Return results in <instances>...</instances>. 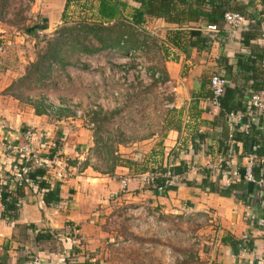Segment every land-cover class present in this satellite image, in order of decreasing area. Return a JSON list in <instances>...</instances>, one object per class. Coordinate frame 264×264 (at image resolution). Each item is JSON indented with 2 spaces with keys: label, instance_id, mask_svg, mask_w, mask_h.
<instances>
[{
  "label": "crops",
  "instance_id": "crops-1",
  "mask_svg": "<svg viewBox=\"0 0 264 264\" xmlns=\"http://www.w3.org/2000/svg\"><path fill=\"white\" fill-rule=\"evenodd\" d=\"M239 1L246 4L249 0ZM251 1L254 7L252 16L260 20V35L248 43L264 51L261 38L264 4L262 0ZM66 2L30 0L27 15L22 18L25 22L19 26L13 18L3 17L11 6V0H7L5 12H0L3 56L11 52L15 58L18 50L24 48L17 41L33 39L29 32L33 21L46 22L47 28L41 35H48L65 20H94L98 17V2L95 0L86 4L80 2L82 5ZM251 26L244 24L240 30L223 26L217 32L194 29L193 34L201 31L211 36L208 48L204 50L187 47L182 52L166 44L168 56L164 66L175 95L170 117L172 125L164 128L160 140L149 137L136 143L137 147H133L134 144L126 149L130 155H121L130 160L145 161L148 167L180 168L175 188L161 194L140 183L138 177L131 174L133 169L129 166L117 165L112 172L101 173L86 163L92 144L90 133L75 119L65 115L38 114L32 106L22 105L12 96L2 94L14 79L23 74L15 73L11 64L3 60L0 65V180L9 179L11 188L18 181V178L11 177L17 159L5 151L2 142L25 141L23 131L27 128L33 130L31 142L41 153L56 151L59 161L67 164L72 172L70 178L56 180L53 171L47 170L51 176L50 186L59 199L53 204L46 205L43 193L33 186H24L15 217L4 213L2 200L7 195L0 188V264L22 261L34 254L41 256L46 264H100L101 260L102 264H107L102 257L108 256L105 251L108 247L112 249L115 241H109L108 236L123 220L132 228L134 210L143 208L155 216V234L160 238L154 244L159 252L152 260L157 264L175 260L185 264H261L256 260L264 255V234L257 227L256 220L264 217V190L247 183L242 171L243 155L253 150L256 141L248 139L243 145L241 140L229 137L230 132L242 131L241 124L230 114L220 117L219 106L212 105L207 95L209 77L217 73L227 79L229 87L242 92L245 109L254 107L250 95L264 89L255 92L250 71L233 66L231 72L225 73L224 61L218 60L224 56L228 58V64H236L235 55L253 54L254 50L246 46L242 38V32ZM148 27L149 31L164 37L166 30L175 25L155 18L148 20ZM58 129L64 133L62 145L51 148ZM248 131L258 136L262 149L258 155L264 157V115H260ZM137 148L139 152H133ZM219 157L226 159V174L206 169L208 163ZM204 170L210 172L208 182L214 183L216 190L202 186ZM123 178L127 179L124 187ZM226 179L235 186L234 189L226 190ZM198 221L201 222L197 232L199 237L194 239L191 234L196 231L193 225ZM67 225L74 226L77 243H72L70 236L61 234ZM45 232L51 234L49 240H35L37 233ZM167 237L170 240L165 241Z\"/></svg>",
  "mask_w": 264,
  "mask_h": 264
},
{
  "label": "trees",
  "instance_id": "trees-1",
  "mask_svg": "<svg viewBox=\"0 0 264 264\" xmlns=\"http://www.w3.org/2000/svg\"><path fill=\"white\" fill-rule=\"evenodd\" d=\"M93 0H67L68 3L80 2L86 4ZM98 2L97 18L94 20L80 19L75 21L65 20L58 29L56 35L48 38L46 34L42 35L38 41L45 42V45L33 61L29 62L25 67L24 73L18 78L14 79L11 84L5 88L4 94L10 95L13 98L20 100L22 97V90L31 91L36 88H41L44 82L49 79L55 66H64L70 64L68 59L72 54H95L102 51H112L121 56L131 54L132 60L135 62V54L150 52L153 47L157 48L165 60L168 56L166 44L172 48L187 50V47H195L198 50L208 48V42L211 36L204 34L201 31L199 34H193L194 29H205L208 25H215L222 28L224 25L223 16L226 12L240 13L245 18L246 25L250 24L251 29L242 32L244 44L254 50L250 56L242 54L235 55L237 59L236 64H228V58L221 56L218 60L224 61L225 73L231 72L233 66L240 67V70L250 71L251 77L254 80V90L260 91L264 89V68L262 62L264 60V51L257 45H250L248 41L258 38L260 35V20L253 18V3L251 0L248 3H241L239 0H95ZM264 4V1L262 2ZM8 5L7 0H0V12ZM23 8L17 12L21 13ZM161 18L165 22L174 24L175 27L168 28L164 37H160L159 33L151 32L144 27V23L148 19ZM47 28L46 22L37 20L29 29L33 39L39 37L37 30H44ZM136 63V62H135ZM137 66V63L135 64ZM134 67V64L131 65ZM151 69L160 70L164 79L167 77L165 69H157L156 65L150 67ZM155 73H152V77ZM156 79H154V82ZM153 84V83H152ZM211 96V93L207 94ZM242 92L237 88L227 86L224 94L218 98L219 116L223 117L228 114L236 112L246 113L242 101ZM25 102L31 105L34 110L40 113H46V104H44L43 97L40 96L38 104L34 105L31 97H26ZM115 111H111L114 113ZM97 120L96 117H93ZM171 123V120H169ZM170 125V124H168ZM168 127V126H167ZM251 130V127H250ZM164 136V135H163ZM232 139L241 140L244 145L246 140L256 141L254 143L253 152L259 154L262 152L260 148V140L258 136L252 131L248 132H234ZM33 139V135L29 140ZM64 139V133L61 129L56 131L55 137L52 140L54 148L61 146ZM260 139V138H259ZM108 156H111L112 165L111 170L117 165L129 166L138 173L152 172L155 168L163 173L169 172L179 174L180 168L172 167L166 169L163 167H148L147 163L138 162L136 160L120 158L115 153L112 145H104ZM95 148H101L96 147ZM25 157L18 156L17 166L12 171L11 177L17 179L21 176V167L24 165L23 159ZM48 166L37 167L27 172L22 179L15 181L14 187L11 188L10 181L0 180V188L6 193V197L2 200L4 213L15 217L18 214L19 200L24 195V186H33L37 191L43 193V200L46 205L58 202V194L50 186V178L47 174ZM222 172H225L223 169ZM254 175L259 176V168H254ZM205 177L202 180L203 187H210V190H216L214 183L208 182L210 172L204 170ZM226 174V172L224 173ZM164 178L149 179L145 185L156 192L155 185H160ZM189 184V183H188ZM172 188H175L172 187ZM233 184H229L226 190L234 189ZM263 201V200H262ZM264 204V203H263ZM51 234L48 232L37 233L35 240H49ZM256 262L264 264V258H259Z\"/></svg>",
  "mask_w": 264,
  "mask_h": 264
},
{
  "label": "rangeland",
  "instance_id": "rangeland-1",
  "mask_svg": "<svg viewBox=\"0 0 264 264\" xmlns=\"http://www.w3.org/2000/svg\"><path fill=\"white\" fill-rule=\"evenodd\" d=\"M28 5L30 4H26L23 0H11L8 14L5 13L3 17L13 18L16 24L22 26L25 22L22 18L27 15ZM20 8L23 10L17 14ZM5 10L6 8L4 12ZM148 20L144 23L145 28L146 26L149 28ZM57 29L58 27L48 35L46 34L47 37L52 38L56 35ZM38 35L36 40L17 41V44L23 45L24 48H20L18 50L20 52L15 53V58L11 52L10 55L4 54L5 57L3 56L5 52L0 53V65L4 60L11 64L15 73H24L28 63L35 59L36 54L45 45L42 35L39 33ZM40 38H43L42 41H38ZM0 43L3 42L0 41ZM156 47H159V44ZM156 47L146 54L137 52L135 54L137 66L132 56H121L112 51H102L91 55L72 54L68 58L71 63L63 67L55 66L49 79L41 88L31 91L22 90L23 98L19 101L25 105L27 103L24 99L31 97L33 104L36 105L39 103V97L42 96L46 104L45 110L50 111V107L54 105L58 107L56 111H53L55 113L46 112L47 115H65L75 119L90 133L92 144L86 163L101 173H110L112 159L108 156L104 145H112L116 150L115 153L120 158H124L121 155H130L126 149L129 150L134 144L133 147H137L136 143L149 137L160 140L164 135V128L172 125L169 123L174 110L172 102L175 95L172 84L168 76L164 79L165 76H162L160 70L150 68L156 65L157 69H165L164 59ZM11 48L8 49L11 51ZM8 49L6 48V51H9ZM132 64L134 67H131ZM152 73H155L153 77ZM154 79H156L155 82ZM3 91L2 94H4ZM111 111L115 112L111 113ZM95 146L101 148H95ZM133 152H139V148ZM131 174L138 177L141 173L134 169ZM133 213L132 228H129V224L123 220L119 225L117 224L118 226L116 225L117 230L114 229L113 234L108 236L109 241H115L112 249L108 247L105 251L108 256L102 257L107 264H157L152 260L159 252L154 244L160 238L155 234L157 232L155 216L149 214L146 208L134 210ZM120 218L123 219V216ZM200 226L199 221L193 225L195 228L193 230L196 231L192 232L191 236L194 239L199 237L197 232ZM164 240L170 239L167 237ZM144 249H147V252ZM162 252L170 254L165 250ZM129 259H132L131 262L128 261ZM102 263L101 260L100 264ZM165 264L185 263L175 260Z\"/></svg>",
  "mask_w": 264,
  "mask_h": 264
},
{
  "label": "built area",
  "instance_id": "built-area-1",
  "mask_svg": "<svg viewBox=\"0 0 264 264\" xmlns=\"http://www.w3.org/2000/svg\"><path fill=\"white\" fill-rule=\"evenodd\" d=\"M26 4H30V0H23ZM224 24L228 28L232 30H240L244 23L245 18L242 14L236 12H226L223 16ZM208 31L217 32L219 30L215 25H208L206 27ZM39 34H42V30H37ZM261 38L264 40V31L262 32ZM3 51V43H0V53ZM128 54L127 56H130ZM262 67L264 68V60L262 62ZM228 86L227 79L220 74H212L209 77V88H210V102L214 106L218 105V98L224 94L226 87ZM249 100L251 104L254 106L247 107L246 113L236 112L230 114L234 116L236 120L241 124V130L244 132H248L251 125L255 124L260 115H264V90L259 93H253L250 95ZM58 107L55 105L50 107V111L47 110L48 113L56 111ZM258 116V117H257ZM33 135V130L27 128L23 131V137L25 141L16 142L14 140H6L2 142V145L5 151L14 157L22 156L25 157L23 159L24 165L21 169V176L18 179H22L24 175L27 174L32 169L37 167L48 166V170H52L53 178L56 180H65L70 178L72 170L68 167L67 164L59 161V154L56 151H51L47 153H41L36 146L29 140V137ZM229 137H232V133L230 132ZM51 148H54L53 145H50ZM226 159L224 157H219L215 162L208 163L206 169L210 170L213 173L221 172L225 169ZM258 167L260 170V175L256 177L254 175V168ZM243 179L247 183H251L256 185L261 190H264V157H260L253 151L245 152L243 155ZM162 177L164 181L160 185H155V190L157 193H165L172 187L176 186L178 183L179 175L173 173H163L158 171L156 168L152 172L141 173L138 176V181L142 184H145L149 179H154ZM123 183V187L126 185L127 179H121ZM229 179H226V186L229 185ZM257 227L264 234V217L256 220ZM76 230L74 226L67 225L66 231L61 233L63 235H67L71 237L72 243H77L78 238L75 236ZM260 258H264L262 255ZM9 264H46L43 262L41 256L34 254L29 258L22 261H12Z\"/></svg>",
  "mask_w": 264,
  "mask_h": 264
}]
</instances>
